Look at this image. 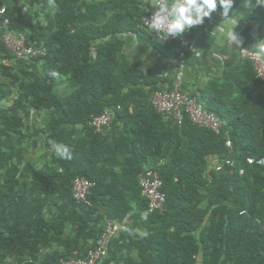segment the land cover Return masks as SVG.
I'll return each instance as SVG.
<instances>
[{
	"label": "trees",
	"instance_id": "trees-1",
	"mask_svg": "<svg viewBox=\"0 0 264 264\" xmlns=\"http://www.w3.org/2000/svg\"><path fill=\"white\" fill-rule=\"evenodd\" d=\"M148 4L57 0L59 10L53 12L47 0H0L10 27L44 40L48 48L44 57L2 70L0 98L5 90L14 97L15 90L8 88V77H17L14 71L24 68L30 83L26 93L15 95L10 106L0 109V168H5L0 186V264H61L62 258L84 256L105 218L118 220L130 211H136L132 225L111 245V258L118 263L264 264V165L246 160L264 156V82L243 58L225 69L224 85L227 91L234 85L248 87L244 97L231 99L233 104L241 100L247 112L228 114L216 102L219 97L193 93L221 117L223 130L198 127L187 116L182 125L173 124L151 102L152 93L160 88L157 80L121 56L119 36L125 32L138 34L162 53L178 56L176 41L162 43L142 25ZM247 4L248 0H235L230 15L255 21L264 31V8ZM25 5L30 12H24ZM24 21L32 31L24 29ZM2 55L10 53L0 31ZM40 62L49 66L47 77L52 72L58 74L55 78L69 76L73 90L56 93L52 79L42 80L33 71ZM24 98L52 112L49 138L69 145L71 160L53 155L54 165L49 168H36L24 160L13 144V134L25 136L20 113ZM107 109L115 111L111 126L121 127L118 136H110L108 129L95 133L88 125L92 116ZM239 109L243 110L242 104ZM23 113L29 116V111ZM228 137L231 147L226 145ZM211 154L230 158L235 166L208 172ZM160 160L164 163L157 169L166 202L143 220L139 213L147 201L139 177L146 165ZM241 167L243 174L238 172ZM22 170L29 179L21 180ZM76 176L96 182L89 207L73 197ZM52 247L39 257L42 249ZM28 256L32 262L26 261Z\"/></svg>",
	"mask_w": 264,
	"mask_h": 264
},
{
	"label": "built area",
	"instance_id": "built-area-1",
	"mask_svg": "<svg viewBox=\"0 0 264 264\" xmlns=\"http://www.w3.org/2000/svg\"><path fill=\"white\" fill-rule=\"evenodd\" d=\"M95 1H109V0H95ZM155 8H148L147 13L142 17V25L149 30L146 20H150ZM31 7L25 5L24 12H30ZM213 13L211 18H205V21L211 23L215 18ZM258 26V25H257ZM0 31L1 38L4 41L10 55L0 56V83L3 80L2 70L4 68H17L22 62H30L35 58L44 57L48 54V48L44 40L36 38H29L26 31L14 30L10 27V19L6 16L5 6L0 8ZM154 37L162 43L177 42L178 50V67L176 79L170 88L160 87L156 89L151 95V102L155 110L169 119L175 125H182L185 117L196 126L212 130L220 133L224 128V121L220 116L208 110L204 103L196 96L182 89L183 77L185 75V68L189 53L192 49L193 42L190 39V30L182 34L180 37H163L153 33ZM242 56L248 59L256 72L259 80L264 82V58L256 59L252 56L251 51L247 49L242 50ZM1 96V91H0ZM120 109V106L117 107ZM132 111V108H129ZM115 111L107 109L104 112L94 115L90 118L88 125L95 133L103 134L110 127ZM226 145L232 146V141L228 137ZM248 164L264 165V156L262 157H247ZM164 163V160L158 161L155 165H146L144 172L139 177V185L141 194L147 201V206L140 213V218L148 220V218L163 209L166 202V193L163 190V180L160 177L158 167ZM235 162L230 158L218 157L214 164L209 167L207 171L214 170L216 172L225 171V169L232 170ZM239 174L244 173V168L238 169ZM96 185V182L85 176H76L72 179V194L74 199L84 206H91L92 202L89 198L91 189ZM242 211L241 213H244ZM136 211L128 212L123 218L114 220L105 218L100 224L101 232L93 241L84 256L62 258L61 264H120L111 258V245L116 239H120L122 235L127 233L129 227L132 225ZM127 229V231L125 230ZM47 250H41L39 257H42ZM26 261L32 262L33 258L28 256ZM9 264V263H7Z\"/></svg>",
	"mask_w": 264,
	"mask_h": 264
},
{
	"label": "crops",
	"instance_id": "crops-1",
	"mask_svg": "<svg viewBox=\"0 0 264 264\" xmlns=\"http://www.w3.org/2000/svg\"><path fill=\"white\" fill-rule=\"evenodd\" d=\"M142 1L149 3V0ZM221 12L222 9L218 5L215 18L211 23L205 21L204 24L190 29L189 37L193 46L188 56L182 89L191 94L219 97L216 102L221 104L222 109H226L228 114L232 111L235 114L247 112L249 108L241 100L234 103L235 106L231 99L241 95L244 97L248 87L234 85L229 93L230 89L227 91L224 85V71L244 58L243 49L250 50L258 40L264 39V31H260L255 21L242 20L231 16L230 13L228 17H224ZM227 31H234L240 43L228 44L225 41ZM119 38L123 40L121 51L123 58L141 69L149 78L156 79L159 87L170 88L173 85L178 67L177 55L170 56L169 52L162 53L134 32H125ZM241 104L242 111L239 109ZM120 132L119 126L110 125L108 128V133L112 137L118 136ZM218 157L217 154L209 155L208 166L211 167ZM134 231L140 233L138 228Z\"/></svg>",
	"mask_w": 264,
	"mask_h": 264
},
{
	"label": "clouds",
	"instance_id": "clouds-1",
	"mask_svg": "<svg viewBox=\"0 0 264 264\" xmlns=\"http://www.w3.org/2000/svg\"><path fill=\"white\" fill-rule=\"evenodd\" d=\"M49 8L58 11L57 0H47ZM235 0H149L148 8H155L150 20H146L147 27L152 33L165 37H180L188 30L202 25L205 18H211L217 11L218 5L222 9L221 15L228 17ZM248 7L264 8V0H248ZM225 41L232 45L240 43L234 31H227ZM256 59L264 58V39L258 40L250 49ZM53 77L58 74L50 73ZM47 143L57 157L71 160L72 148L63 143L49 139ZM127 231V229H125ZM146 235V233L144 234Z\"/></svg>",
	"mask_w": 264,
	"mask_h": 264
},
{
	"label": "rangeland",
	"instance_id": "rangeland-1",
	"mask_svg": "<svg viewBox=\"0 0 264 264\" xmlns=\"http://www.w3.org/2000/svg\"><path fill=\"white\" fill-rule=\"evenodd\" d=\"M34 23H36V20H33L32 24ZM28 24V21H24V29L32 31V28ZM48 68L49 66L47 63L40 62L36 64L33 71H36V73L39 75V77H41L42 80H44L45 78L52 79L55 83L54 89L56 93H59L60 95L69 94L74 88L70 77L67 75H60L57 78L53 76H50L51 78L47 77V73H49ZM14 72L17 77H8V88L14 89L16 92H14L16 96H18L19 94L23 95L24 93H26L25 86L29 85L30 83V75L25 71L24 68L18 69ZM14 97L10 96L8 91L5 90L3 96L0 98V109L10 106L13 103ZM24 99L25 100L22 101L24 109H21L20 113L21 115H23V131L25 133V136L20 137L18 134H13V144L15 145V147L20 149V151H22L24 160L32 163L34 167H52L54 165L52 156L55 155V153L52 151L51 146L47 143V141L50 139L49 135L51 133L49 121L51 119L52 112L50 110H46V108L44 107L34 105L29 98ZM24 110L29 111V116H24ZM79 129H81V126H79ZM24 179H29V177L24 172V170H22L21 180ZM4 182L5 168L1 167L0 186ZM50 208H54V206L51 205Z\"/></svg>",
	"mask_w": 264,
	"mask_h": 264
}]
</instances>
